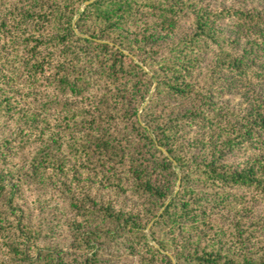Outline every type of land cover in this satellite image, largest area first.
Listing matches in <instances>:
<instances>
[{"label": "trees", "instance_id": "1", "mask_svg": "<svg viewBox=\"0 0 264 264\" xmlns=\"http://www.w3.org/2000/svg\"><path fill=\"white\" fill-rule=\"evenodd\" d=\"M85 1L0 0V264H264V6Z\"/></svg>", "mask_w": 264, "mask_h": 264}, {"label": "rangeland", "instance_id": "2", "mask_svg": "<svg viewBox=\"0 0 264 264\" xmlns=\"http://www.w3.org/2000/svg\"><path fill=\"white\" fill-rule=\"evenodd\" d=\"M88 1L90 3L93 0H88ZM204 1L208 2L209 4H213L215 6H227V7L231 6L234 8H238L241 6H245V7L256 6L258 8H261L264 6V0H204ZM85 2L82 4V6H85ZM235 35L239 38V40H241L243 44H245L251 38V31L245 30L240 33H236ZM208 64H203L204 73L207 72ZM227 77L231 79L234 76L231 73L223 74V77H222L224 79L223 81H225ZM153 88L154 87H152L150 91L151 96L153 95V91H154ZM244 92H245V89L238 90V88H233V91L221 92L222 94L218 98H219V101L225 102L230 108L234 107L236 108V110H238L245 104V97L243 95ZM148 101H145V105L148 103ZM141 108H139L138 110L139 112L140 110H142ZM12 122L13 120H10V122L8 123L7 119H5L4 117L0 118V136L8 135V134L10 135V133H12V131L14 130V125L12 124ZM6 123L8 124L7 126H6ZM250 154H251V150L245 151L243 150V148L236 149L230 154L229 160L233 162H242ZM178 188L179 186L176 184L175 191ZM242 190H243V193L240 194L237 197V199H235V201L232 203L233 208L231 212L235 211L234 210L235 208L236 209L241 208V205H244L245 209H247L248 208L247 204H248V205H252L254 208L258 207L257 215L261 217L264 214V206L261 203L251 202V197L249 195L250 191H248L247 188L242 189ZM221 213H222L221 208L219 211L218 209L216 210L217 215H221ZM251 214H252L253 219H257L255 218V214H256L255 211ZM149 225H151V223ZM147 232H148V228L145 229V233ZM257 232L261 236H264V223L261 225V227L259 228ZM119 249H120L119 247L112 246L109 248V251L107 250L104 251V255L110 258L109 260L110 264H134V259L131 256L122 255Z\"/></svg>", "mask_w": 264, "mask_h": 264}, {"label": "water", "instance_id": "3", "mask_svg": "<svg viewBox=\"0 0 264 264\" xmlns=\"http://www.w3.org/2000/svg\"><path fill=\"white\" fill-rule=\"evenodd\" d=\"M88 3H89V1H86L85 2V5L88 4ZM177 185L179 186V181L177 182Z\"/></svg>", "mask_w": 264, "mask_h": 264}]
</instances>
